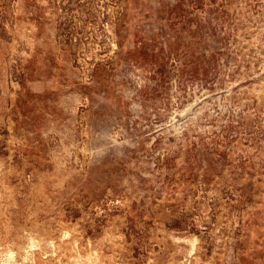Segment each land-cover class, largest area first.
Listing matches in <instances>:
<instances>
[{
    "label": "rangeland",
    "instance_id": "obj_1",
    "mask_svg": "<svg viewBox=\"0 0 264 264\" xmlns=\"http://www.w3.org/2000/svg\"><path fill=\"white\" fill-rule=\"evenodd\" d=\"M0 264H264V0H0Z\"/></svg>",
    "mask_w": 264,
    "mask_h": 264
}]
</instances>
